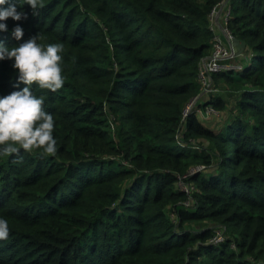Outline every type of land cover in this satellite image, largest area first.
Here are the masks:
<instances>
[{
	"label": "trees",
	"instance_id": "1",
	"mask_svg": "<svg viewBox=\"0 0 264 264\" xmlns=\"http://www.w3.org/2000/svg\"><path fill=\"white\" fill-rule=\"evenodd\" d=\"M224 1L245 50L198 100L226 114L209 128L183 111ZM20 6L28 18H9L0 41L22 42L19 23L22 40L62 43L64 84L30 86L54 116L57 152L0 156V264H264V0ZM11 64L0 61V95L17 90Z\"/></svg>",
	"mask_w": 264,
	"mask_h": 264
},
{
	"label": "clouds",
	"instance_id": "2",
	"mask_svg": "<svg viewBox=\"0 0 264 264\" xmlns=\"http://www.w3.org/2000/svg\"><path fill=\"white\" fill-rule=\"evenodd\" d=\"M26 4L35 15L43 0H26ZM9 18L14 21L28 18L20 0H0V32L8 31ZM11 35L22 42L9 47L0 41V61L10 60L12 68L17 70V90L0 95V156L18 153L21 148L41 149L45 154L54 155L57 152L54 116L43 107L44 97L35 95L30 86L35 83L53 91L63 86L64 46L60 42L45 46L38 42L37 34L22 40L24 29L19 23ZM20 84L24 86L21 88ZM8 234V220L0 216V238Z\"/></svg>",
	"mask_w": 264,
	"mask_h": 264
},
{
	"label": "built area",
	"instance_id": "3",
	"mask_svg": "<svg viewBox=\"0 0 264 264\" xmlns=\"http://www.w3.org/2000/svg\"><path fill=\"white\" fill-rule=\"evenodd\" d=\"M227 1H224L221 3V5L216 8L211 15L210 21L211 25L210 28L213 31L214 37L211 44V52L210 54L202 61L200 68H199V82L204 84L205 87V93H209L213 90L211 75L213 73H219L224 71H233V70H240L241 67L239 65H231L227 64L225 60L231 59L234 57L231 45H230V38L231 35L224 27V30L222 31V34H217L216 28H215V19L220 14V9L223 7H226ZM229 12L228 10L224 12V22L226 21V18L228 16ZM224 37V40L222 38ZM195 99V98H194ZM191 100V102L186 107V113L187 111H191L192 108L195 107V102ZM197 102V101H196ZM208 110H211L212 113H215L214 109L208 106ZM206 113V109H205ZM186 116V115H185ZM190 190L193 189V187L189 188ZM183 190L188 192L187 187H183Z\"/></svg>",
	"mask_w": 264,
	"mask_h": 264
},
{
	"label": "rangeland",
	"instance_id": "4",
	"mask_svg": "<svg viewBox=\"0 0 264 264\" xmlns=\"http://www.w3.org/2000/svg\"><path fill=\"white\" fill-rule=\"evenodd\" d=\"M208 95H209V93H205L204 84L201 82V93L199 95H197L195 97V99L193 98L194 99L193 101L195 102L196 105H195L194 108H192L191 111H193L198 116L199 121L203 125H205L206 127L210 128V127H215L216 125H218L222 121H224V119L226 118V114H224L223 112H217V111H216V113L211 114L212 111L208 110V106L206 108L205 107L204 108L203 107H198V105L200 106V104L197 105L198 100L200 99V101L202 100L203 103H205V101L208 100V97H207ZM190 102L191 101H189V103ZM187 105H186V107H187ZM186 107L184 108V111H183V115L184 116L191 112L189 110L186 113ZM204 109H206V113H205Z\"/></svg>",
	"mask_w": 264,
	"mask_h": 264
},
{
	"label": "water",
	"instance_id": "5",
	"mask_svg": "<svg viewBox=\"0 0 264 264\" xmlns=\"http://www.w3.org/2000/svg\"><path fill=\"white\" fill-rule=\"evenodd\" d=\"M230 45L234 56H240L245 50V42L240 41L234 37L230 38Z\"/></svg>",
	"mask_w": 264,
	"mask_h": 264
},
{
	"label": "crops",
	"instance_id": "6",
	"mask_svg": "<svg viewBox=\"0 0 264 264\" xmlns=\"http://www.w3.org/2000/svg\"><path fill=\"white\" fill-rule=\"evenodd\" d=\"M226 10V7H223L222 6V9H220V14L216 17L215 19V28H216V31H217V34H222V31L224 30V25H225V22H224V12ZM223 40H224V37L222 36ZM242 56V55H240ZM238 56V57H240ZM237 56H234V58H236Z\"/></svg>",
	"mask_w": 264,
	"mask_h": 264
}]
</instances>
